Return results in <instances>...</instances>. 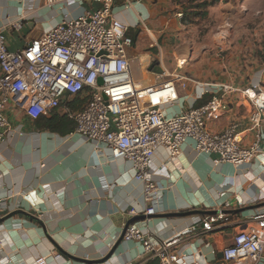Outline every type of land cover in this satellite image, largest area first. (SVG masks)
Instances as JSON below:
<instances>
[{
    "label": "crops",
    "instance_id": "1",
    "mask_svg": "<svg viewBox=\"0 0 264 264\" xmlns=\"http://www.w3.org/2000/svg\"><path fill=\"white\" fill-rule=\"evenodd\" d=\"M177 2L136 0L125 7L123 0H115L113 15L134 41L129 52L135 57L136 76L150 81L146 70L161 67L185 75L178 100L165 106L169 114L205 103L221 85L231 86L235 91L224 95L227 111L207 121V127L217 132L238 124L242 144H250L252 105L243 90H264V28L237 21L228 1L189 23L178 16L183 12ZM98 6L95 0L52 6L42 0H0V28L8 48L16 50L34 32ZM14 21L21 22L19 31L10 27ZM179 60L184 61L180 67ZM80 105L81 99L65 96L59 107L34 120L14 101L7 104L5 114L14 131L0 143V260L34 264L37 256L55 252L59 257L48 256L50 264H159L147 261L136 241L120 240L123 224L139 219L126 210L142 208V187L130 161L107 160L108 149L97 152L92 142L73 131L67 111ZM151 170L163 197L142 228L169 239L221 209L226 218L215 231L200 228L176 246L188 261L220 264L223 248L264 210V129L261 150L247 164H215L213 155L186 144L171 158L159 148Z\"/></svg>",
    "mask_w": 264,
    "mask_h": 264
},
{
    "label": "built area",
    "instance_id": "2",
    "mask_svg": "<svg viewBox=\"0 0 264 264\" xmlns=\"http://www.w3.org/2000/svg\"><path fill=\"white\" fill-rule=\"evenodd\" d=\"M46 5L66 4L67 0H42ZM99 6L74 18L64 17L47 30L36 31L27 44L16 50L8 48L0 28V143L13 134L5 108L14 101L27 116L37 119L61 105L65 96H80L81 105L67 111L74 123L73 131L94 144L101 153L109 150L107 160L131 162L134 179L142 187L143 206L126 211L135 221L125 222L121 239L136 241L141 255L159 264H199L186 260L177 251L182 238L202 229L213 232L226 218L219 209L169 239H158L142 226L159 209L163 188L155 180L151 161L159 148L168 157L180 153L190 144L198 153L214 156L215 164L240 166L251 162L261 150L264 129V90L251 86L243 90L251 103L248 130L253 138L242 144L238 124L221 131H211L207 121L218 119L227 111L225 93L235 91L221 85L203 104L169 114L165 106L178 100V86L187 78L175 71L147 69L150 81L138 78L134 71L135 57L129 49L134 41L128 27L113 15L115 0H95ZM136 0H123L125 7ZM182 17V13L178 15ZM19 31V21L10 23ZM184 64L178 61V66ZM101 79V83H99ZM219 90L223 92L219 93ZM2 201L0 200V205ZM48 256L39 255L34 264H50ZM7 258L0 260L4 264ZM222 264H264V210L253 215L247 229L237 232L233 242L222 250ZM220 263V264H221Z\"/></svg>",
    "mask_w": 264,
    "mask_h": 264
},
{
    "label": "rangeland",
    "instance_id": "3",
    "mask_svg": "<svg viewBox=\"0 0 264 264\" xmlns=\"http://www.w3.org/2000/svg\"><path fill=\"white\" fill-rule=\"evenodd\" d=\"M178 2H187L188 0H177ZM228 1L234 9V13L238 16L240 23L252 25L254 27L262 26L264 28V0H223ZM195 1L193 4H198ZM194 12L195 9H193Z\"/></svg>",
    "mask_w": 264,
    "mask_h": 264
},
{
    "label": "trees",
    "instance_id": "4",
    "mask_svg": "<svg viewBox=\"0 0 264 264\" xmlns=\"http://www.w3.org/2000/svg\"><path fill=\"white\" fill-rule=\"evenodd\" d=\"M195 1L200 2L193 4ZM221 1L223 0H188L187 2H179L183 12L182 18L189 23L196 22V19H204L208 14V8ZM193 9L197 12H194ZM75 98L80 100L79 95L75 96Z\"/></svg>",
    "mask_w": 264,
    "mask_h": 264
},
{
    "label": "water",
    "instance_id": "5",
    "mask_svg": "<svg viewBox=\"0 0 264 264\" xmlns=\"http://www.w3.org/2000/svg\"><path fill=\"white\" fill-rule=\"evenodd\" d=\"M101 82H102L101 79H99V83H101ZM215 213H216V212H215ZM215 213H212V214H215ZM120 240H121V238H120ZM220 256H222V252H221ZM108 257H109V255L106 256V258H108ZM106 258H105V259H106Z\"/></svg>",
    "mask_w": 264,
    "mask_h": 264
}]
</instances>
